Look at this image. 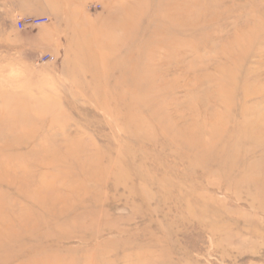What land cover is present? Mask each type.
<instances>
[{
  "label": "rangeland",
  "instance_id": "obj_1",
  "mask_svg": "<svg viewBox=\"0 0 264 264\" xmlns=\"http://www.w3.org/2000/svg\"><path fill=\"white\" fill-rule=\"evenodd\" d=\"M0 264H264V0H0Z\"/></svg>",
  "mask_w": 264,
  "mask_h": 264
},
{
  "label": "built area",
  "instance_id": "obj_2",
  "mask_svg": "<svg viewBox=\"0 0 264 264\" xmlns=\"http://www.w3.org/2000/svg\"><path fill=\"white\" fill-rule=\"evenodd\" d=\"M48 22V19L47 18H37V19H29L28 21H23V20H20L19 21V27L21 29L25 28L26 26H41V25H44ZM54 60V57L51 56V55H46L44 57H42V62L43 63H46V62H49V61H53Z\"/></svg>",
  "mask_w": 264,
  "mask_h": 264
}]
</instances>
